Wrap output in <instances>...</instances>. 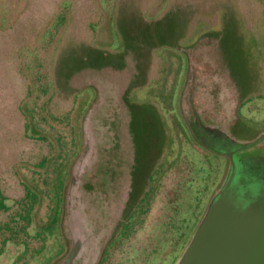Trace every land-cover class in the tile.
<instances>
[{
  "label": "rangeland",
  "instance_id": "374dc122",
  "mask_svg": "<svg viewBox=\"0 0 264 264\" xmlns=\"http://www.w3.org/2000/svg\"><path fill=\"white\" fill-rule=\"evenodd\" d=\"M14 28H31V45L10 47ZM0 36L15 61L10 77L0 67V264H184L201 235L227 229L233 248L235 216L264 206V0H0ZM184 36L190 70L160 164L111 171L137 145L72 121H125L118 97L146 82L136 65L148 73L149 51ZM250 235L264 244V224Z\"/></svg>",
  "mask_w": 264,
  "mask_h": 264
},
{
  "label": "crops",
  "instance_id": "0c3cea01",
  "mask_svg": "<svg viewBox=\"0 0 264 264\" xmlns=\"http://www.w3.org/2000/svg\"><path fill=\"white\" fill-rule=\"evenodd\" d=\"M21 13L18 14L17 23L31 24L25 14ZM18 32V28L13 29V34L17 33V38L9 46L20 49L31 45L34 37L31 28L22 35L23 38L18 36ZM2 38L0 36V39ZM98 41L99 46L104 45L103 39L100 38ZM189 46L187 36H184L178 43L168 47H154L147 56L148 73L141 71L138 64L136 65V76L144 79L147 75L145 77L146 82L138 85L133 83L135 79L130 78L129 92L118 97L119 101L126 107L127 121H121V123L114 120L112 122L105 121L98 123L96 126L88 121L79 126V122L72 121V126L76 129V132L79 127L81 128L83 137L96 128H105L106 131L114 128V136L109 140L110 143L137 145L132 152L116 153L120 157L115 159L122 162L119 163L118 167L114 166L110 169L111 171H154L155 167L160 164L161 143L165 141L166 137L165 128L176 127L177 122L180 120L177 111L184 95V80L187 79L190 70ZM2 63H5L8 70L7 74L10 77V72L14 71L13 65H15L11 52L0 50V67ZM149 69H152V75L149 74ZM95 98H98V95ZM107 98L99 97L101 101H106ZM76 110L77 107L74 108L73 112L76 113ZM74 116L76 115L74 114ZM117 126L124 128L126 135H116ZM24 128L26 133L28 127L25 125ZM75 138L78 141V136ZM216 143H219V141L217 140ZM155 161H157V165ZM67 171H76L75 159L68 164ZM103 253L105 252L103 251ZM64 264H74V262L70 259Z\"/></svg>",
  "mask_w": 264,
  "mask_h": 264
},
{
  "label": "water",
  "instance_id": "95a60500",
  "mask_svg": "<svg viewBox=\"0 0 264 264\" xmlns=\"http://www.w3.org/2000/svg\"><path fill=\"white\" fill-rule=\"evenodd\" d=\"M232 217H234V215ZM235 217L238 219L240 216ZM213 222L220 223L221 228L223 229L222 223L219 222L218 219H216V214L215 217L212 219V223ZM216 230H219V227H210L208 229V231H210V233H212L213 235L217 233ZM233 233L234 232L228 230L227 238L223 236L217 237L214 235L215 238L213 239L212 243H208L205 240L207 237L205 235H201L198 241L196 242L190 256L187 258L184 264H240L239 262L241 261V259H248V257H250L249 260L253 262V264H259V262L253 259V254L244 255V253L250 251V247L254 243L242 244L240 240H238V242L232 245L233 248H235H230L231 243H226V241L230 239L229 237ZM237 235L239 237V231Z\"/></svg>",
  "mask_w": 264,
  "mask_h": 264
},
{
  "label": "trees",
  "instance_id": "16d2710c",
  "mask_svg": "<svg viewBox=\"0 0 264 264\" xmlns=\"http://www.w3.org/2000/svg\"><path fill=\"white\" fill-rule=\"evenodd\" d=\"M26 198L31 199L32 202L35 203L36 201V197H34L31 193H29L28 190H26ZM4 198L1 196L0 197V210L3 211H8V208L4 205ZM262 209V210H261ZM264 206H260V210L254 211L253 213V218H249V220H244L243 218L237 219V223H235L236 225H238V231H239V240L242 244H248V242H252L254 243L251 247H250V251H247V253H244V255H248V254H253V259L257 262H259V264H264V244H260L262 243L261 241L257 242L256 236H251L250 235V230L252 231L254 228H257L261 225H263V215L262 213L264 212ZM232 217V213H231V209L228 205H222L217 213H216V219H218L219 222L222 221V226H224V223L229 220V218ZM25 222L27 224L30 223V215L29 213H27L25 215ZM234 224V225H235ZM52 229V227H46V231H50ZM9 231V230H7ZM228 237V229L226 230V238ZM5 242V241H3ZM243 246V245H242ZM242 251V250H241ZM61 251L59 253V255H61ZM58 255V256H59Z\"/></svg>",
  "mask_w": 264,
  "mask_h": 264
}]
</instances>
